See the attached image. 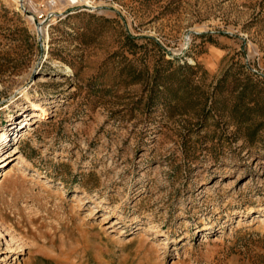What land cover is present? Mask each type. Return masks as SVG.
I'll list each match as a JSON object with an SVG mask.
<instances>
[{"label": "rangeland", "instance_id": "1", "mask_svg": "<svg viewBox=\"0 0 264 264\" xmlns=\"http://www.w3.org/2000/svg\"><path fill=\"white\" fill-rule=\"evenodd\" d=\"M1 131L0 264H264V0H0Z\"/></svg>", "mask_w": 264, "mask_h": 264}, {"label": "bare ground", "instance_id": "2", "mask_svg": "<svg viewBox=\"0 0 264 264\" xmlns=\"http://www.w3.org/2000/svg\"><path fill=\"white\" fill-rule=\"evenodd\" d=\"M29 17H30V16H29ZM49 64L53 65V62H49ZM32 105H33V104H32ZM37 109H38V108H37ZM44 109H45V107L42 106V107H41V110H44ZM34 110H36V107H35V106H32V107H31V111H30L29 114H32ZM4 138H5V132H4V131H1V132H0V140H2V139H4ZM57 153H59L60 155H63V152H62V151H59V152H57Z\"/></svg>", "mask_w": 264, "mask_h": 264}]
</instances>
